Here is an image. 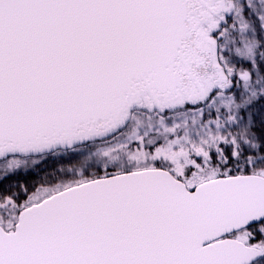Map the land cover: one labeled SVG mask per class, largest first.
Here are the masks:
<instances>
[{
	"label": "snow or ice",
	"instance_id": "snow-or-ice-1",
	"mask_svg": "<svg viewBox=\"0 0 264 264\" xmlns=\"http://www.w3.org/2000/svg\"><path fill=\"white\" fill-rule=\"evenodd\" d=\"M0 264H264V0H0Z\"/></svg>",
	"mask_w": 264,
	"mask_h": 264
}]
</instances>
